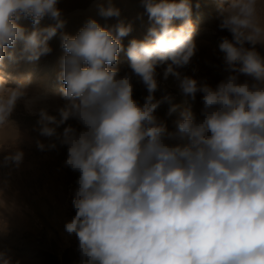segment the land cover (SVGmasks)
Returning a JSON list of instances; mask_svg holds the SVG:
<instances>
[{"label":"clouds","instance_id":"9594fccd","mask_svg":"<svg viewBox=\"0 0 264 264\" xmlns=\"http://www.w3.org/2000/svg\"><path fill=\"white\" fill-rule=\"evenodd\" d=\"M59 0H0V129L18 126V105L38 117L39 151L66 147L64 166L78 173L64 231L75 236L80 264H264V19L258 0H216L218 45L225 74L215 87L181 70L198 48L193 9L200 0H140L149 27L142 39L114 0H93L105 21L89 16L75 34ZM138 14L137 19H143ZM45 20L48 23H43ZM175 21H181L179 25ZM62 55L55 80L59 103L11 86L10 65ZM121 53L129 71L121 75ZM174 77L195 102L181 109L160 90ZM195 71V69H194ZM241 77L244 79L242 80ZM143 85L142 101L134 85ZM174 128L157 115L161 106ZM69 121H75L79 127ZM0 141V170L24 164L19 146ZM0 187V214L11 211L9 180ZM0 264H20L0 246Z\"/></svg>","mask_w":264,"mask_h":264},{"label":"rangeland","instance_id":"374dc122","mask_svg":"<svg viewBox=\"0 0 264 264\" xmlns=\"http://www.w3.org/2000/svg\"><path fill=\"white\" fill-rule=\"evenodd\" d=\"M118 1L122 3L120 7L122 16L133 22L134 26L133 32L122 41L126 47L130 39H142L145 36L149 22L140 0ZM200 2L201 8L193 9L201 16L200 22H193L199 29L195 38L198 51L191 65L181 71L197 79H206L211 86L215 87L225 75L221 71L223 54L218 45L220 38L229 34L218 30L216 3L205 6L203 0ZM92 3L93 0H59L58 7L63 10L68 21L66 31L75 34L89 16L98 19L101 24L110 25L116 22L115 19L105 21L96 16L95 10L91 9ZM192 3L195 4L196 0H192ZM258 10L261 18L264 19V0H258ZM138 14H144L142 20L137 19ZM175 23L179 25L181 21H175ZM50 44L54 51L42 58L41 65L59 63V57L62 55L59 38H53ZM118 67L121 75L129 71L128 60L124 53H121ZM158 71L161 73L160 87L168 93L181 94L176 99L178 104L182 102H179L180 98H187L189 106L199 114L202 107L201 95H197L195 102L191 101L189 97L182 94L179 83L174 77L169 76L165 81L162 78L163 69ZM241 79L244 78L241 77ZM39 84L40 79H37L36 82L28 85L30 94L46 89L38 88ZM161 91L162 89L156 94L157 98L163 95ZM134 92L136 98L141 101L147 94L143 85L138 82L134 85ZM166 112L167 106L163 105L158 109L157 115L167 122L171 130L174 128L173 121L178 113L168 117ZM50 113L55 114L54 108L50 109ZM12 119L16 122L18 130L15 125L0 129V141H7V144L11 146L19 137L21 140L19 146L25 152V160L21 168L13 171L10 176L7 175V170H0V182L4 179L9 180L7 198L11 207V211L0 214V246H9L12 249L13 259L18 260L20 264H54L52 258L46 253L57 256L59 264H64L65 256L67 259L65 264H80L77 240L75 236H69L64 231L65 222L75 214L71 200L79 174L64 166L67 156L66 147L45 152L37 149L36 139H41L45 143L48 141L44 137H39L33 130L38 117L29 115L23 104L18 105ZM69 123L79 127L75 121H69ZM0 187H3L2 183ZM2 196L3 193H0V197Z\"/></svg>","mask_w":264,"mask_h":264},{"label":"bare ground","instance_id":"6f19581e","mask_svg":"<svg viewBox=\"0 0 264 264\" xmlns=\"http://www.w3.org/2000/svg\"><path fill=\"white\" fill-rule=\"evenodd\" d=\"M203 2L205 4V6H210L213 3H216V0H203ZM114 3L118 7L122 6V3L118 0H114ZM200 18H201L200 14H198V12L193 10V15H192L193 22L194 23L200 22ZM47 22L48 21H46V23ZM41 62H42V58L38 63H35V64L21 62L19 65H10L9 68L7 69V71L11 74V78H10L9 83L15 85V81L17 79H23L27 83V85H30V84L36 82L37 79H40V84H39L38 88H46V89L45 90H37L34 94H47L48 106L50 107V109L55 108V106L59 102L58 90L60 87H62V85L57 83L55 80L56 74L60 71V66L58 65L59 63H53V62L45 64V65H41ZM160 89H162V91H161L162 94L168 93L167 91L163 90L162 87H160ZM145 92H146V90H145ZM159 92H160V90L156 94H158ZM172 95H174L176 97V99H178L181 94L172 93ZM134 98H136L135 92H134ZM179 102H181V104H180L181 109L189 106L187 98L182 97L179 99ZM65 263H67L66 256H65V260H64V264Z\"/></svg>","mask_w":264,"mask_h":264},{"label":"water","instance_id":"95a60500","mask_svg":"<svg viewBox=\"0 0 264 264\" xmlns=\"http://www.w3.org/2000/svg\"><path fill=\"white\" fill-rule=\"evenodd\" d=\"M48 256H50L52 258V261L54 262V264H59L58 260H57V256H53L52 254L50 253H46Z\"/></svg>","mask_w":264,"mask_h":264}]
</instances>
